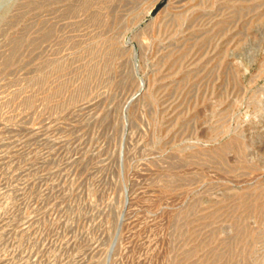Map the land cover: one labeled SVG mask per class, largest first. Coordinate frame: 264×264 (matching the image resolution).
I'll return each instance as SVG.
<instances>
[{
  "label": "rangeland",
  "instance_id": "1",
  "mask_svg": "<svg viewBox=\"0 0 264 264\" xmlns=\"http://www.w3.org/2000/svg\"><path fill=\"white\" fill-rule=\"evenodd\" d=\"M0 264H264V0H0Z\"/></svg>",
  "mask_w": 264,
  "mask_h": 264
},
{
  "label": "water",
  "instance_id": "2",
  "mask_svg": "<svg viewBox=\"0 0 264 264\" xmlns=\"http://www.w3.org/2000/svg\"><path fill=\"white\" fill-rule=\"evenodd\" d=\"M160 7H161V6H158V7L152 12V14L150 15L151 18L154 17V16L156 15V13L159 11Z\"/></svg>",
  "mask_w": 264,
  "mask_h": 264
}]
</instances>
